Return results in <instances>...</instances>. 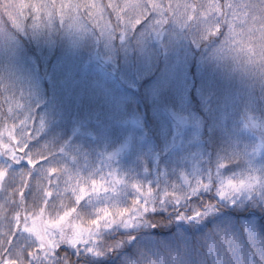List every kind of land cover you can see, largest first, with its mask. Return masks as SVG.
<instances>
[{"label": "rangeland", "instance_id": "obj_1", "mask_svg": "<svg viewBox=\"0 0 264 264\" xmlns=\"http://www.w3.org/2000/svg\"><path fill=\"white\" fill-rule=\"evenodd\" d=\"M260 2L212 0L213 7L231 3L240 13L217 41L218 34L205 39L214 18L201 14L187 25L157 26L153 17L134 30L101 33L59 18L25 23L16 12L20 0H0V125L31 116L29 124L40 129L33 143L51 155L49 165L84 177L111 179L112 173L123 181L118 193L81 203L87 217L104 205L130 206L138 195L134 184L178 193L179 204L158 202L127 226L102 229L95 245L100 254L83 245L73 249L91 256L85 264H264V72L239 42L255 48L264 37V10L254 7ZM207 4L200 0L201 7ZM0 167L9 169L0 202L28 172L35 174L27 202L45 199L47 165L30 169L0 154ZM249 175L260 178L251 190L220 196L225 180ZM63 186L61 178L53 200L71 205L74 198ZM208 195L215 200L205 201ZM189 204L193 216L176 217L172 233H152L144 219ZM130 228V237L116 243L119 249L129 244L128 251L107 258L102 238Z\"/></svg>", "mask_w": 264, "mask_h": 264}, {"label": "snow or ice", "instance_id": "obj_2", "mask_svg": "<svg viewBox=\"0 0 264 264\" xmlns=\"http://www.w3.org/2000/svg\"><path fill=\"white\" fill-rule=\"evenodd\" d=\"M21 6L16 10L25 23L51 22L55 18L76 24H88L101 33L109 29H136L155 17L157 26L174 21L180 25L191 24L197 14L214 18L208 29V36L219 33L222 29L231 30L237 16L235 5L224 3L213 7L212 0L201 7L200 0H20ZM254 7L264 10V0ZM233 42L236 36L232 37ZM245 45L251 62L259 65L264 72V37H259L255 48L246 40L239 41ZM242 50H245L242 48ZM11 111V109L9 110ZM31 116L16 118L12 123L0 125V154L6 155L14 164L26 162L30 169H43L45 199L29 205L25 198L28 185L35 173L28 172L24 181L6 192V199L0 202V264H72L70 259L73 249L81 245L89 253L100 254L95 247L98 234L102 229L112 228L118 224H127L140 214L154 211L156 203L174 201L179 204L178 193L165 190L162 193L151 186L142 187L134 184L138 195L127 207L104 205L95 209V215L85 216L80 205L92 196L101 193H118V185L123 181L110 173L111 179L84 177L73 174L67 167L49 165L51 155L44 146L34 145L33 140L40 129L29 124ZM43 125L41 124V128ZM223 167V165H221ZM0 190H4L9 176L7 167H0ZM61 178L64 193H70L74 203L69 205L61 200L54 202V190L60 188ZM260 182L257 176L225 180L220 187V196L224 197L242 190H251ZM200 187H207L198 181ZM198 189L194 188L193 192ZM11 216V222L5 223Z\"/></svg>", "mask_w": 264, "mask_h": 264}, {"label": "trees", "instance_id": "obj_3", "mask_svg": "<svg viewBox=\"0 0 264 264\" xmlns=\"http://www.w3.org/2000/svg\"><path fill=\"white\" fill-rule=\"evenodd\" d=\"M0 10H1V4H0ZM226 29V28H225ZM225 29H222L218 34V36H216V40L219 41L221 40L222 36L225 34ZM21 35V33H17V36ZM22 45L24 48H28L31 47L29 44H27L26 42H22ZM193 92V89L192 91ZM194 96V94L192 95ZM210 197V198H209ZM201 198H195V203L196 205L198 204V207H202ZM215 198L212 195H208V198L205 199V201L209 202V201H214ZM201 202V203H200ZM222 210L224 211L225 208H222ZM193 210H192V206L191 204L184 206V207H180V206H175V208L172 211H157L155 213H148L147 215H145L144 219L147 222H150L153 226L154 229L151 231L152 233L155 234H159V235H164L166 233H172L173 232V224H176V217L178 216H183V215H189V216H193L192 214ZM235 214H239V212L237 211V213ZM171 227V230H166V228ZM132 229L130 228V232H125V233H119V236H114L113 234H106L101 241V250L103 249L104 251H108L106 254V257L111 259V260H116L120 257L121 253H125L128 251L127 248H130L129 244H126L124 249H119L116 247V243L119 240H122L123 238V242L125 240H127L126 238H129L131 235ZM129 240V239H128ZM135 241V237H132V240L130 242H134ZM126 250V251H125ZM125 251V252H124ZM85 256V258H83L82 260L79 261V257ZM71 261L76 260V262L73 261V264H77L78 262H82V263H91V256L90 255H85L82 251L79 252L77 251V254L72 253L71 257H70ZM78 260V261H77ZM99 264H109L107 263V261H100Z\"/></svg>", "mask_w": 264, "mask_h": 264}]
</instances>
